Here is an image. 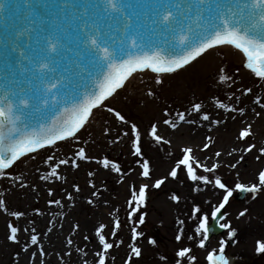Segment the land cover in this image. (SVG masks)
Returning a JSON list of instances; mask_svg holds the SVG:
<instances>
[{
	"label": "snow or ice",
	"instance_id": "6c2138e0",
	"mask_svg": "<svg viewBox=\"0 0 264 264\" xmlns=\"http://www.w3.org/2000/svg\"><path fill=\"white\" fill-rule=\"evenodd\" d=\"M25 3L29 9L26 24L12 33L4 44L5 63L12 70L15 90H5L0 95V180L12 181L13 188L17 184L22 189L28 188L26 182H21L25 180L24 175H15L14 170L19 167L18 162H25V158L35 162L40 157L39 162L45 168L37 179L45 182L46 203L60 208L65 207L64 197L58 190L63 185L57 182L68 180L62 166H68L67 170L71 171L79 170L82 163H95L102 170L118 174L117 182L122 183L125 172L121 164L107 154H90L86 147L89 140L82 139V130L94 117L95 110L104 109L112 115L114 122L128 126V130L108 139L107 144L114 145L128 137L130 154L140 169L139 176L146 182L138 187L135 183L130 185L126 221L121 220L119 208H116L108 213L110 224L98 220L83 235V241L91 242L94 248L92 260L86 258L90 253L84 247L76 248L80 254L79 264H114L117 259L114 251L122 248L123 264H140L144 259L140 241L146 238L141 228L147 216L143 209L150 196L149 189L160 190L166 187L169 179L179 180L181 174L192 182L195 191H200L201 184L213 185L222 190V198L219 204L213 205L210 216L202 213L199 207L193 208L188 217L196 221L193 234H188L185 220L177 218L179 227L174 236L177 250L172 261L174 264H201L199 249L206 253L204 264H230L226 247L238 239V229L227 220L226 206H230L235 193L250 194L252 200L264 194V143H257L253 132L256 119L264 120V96L246 84L233 89L236 79L224 74L225 69L221 67L217 76L220 82L231 81V95L226 97L231 103L213 95L210 103L221 110L223 114L220 115L205 110L201 102H190V108L185 107L183 111L165 107L161 118L150 120L147 127H142L106 102L115 98L118 90L124 89L137 73L154 74L153 83L162 88L171 74L179 73L204 55H211V50L225 46L241 54L243 67L255 78L253 83L264 88V0H136L127 5L133 9L128 12L117 0H53L51 3L44 0L35 4L25 0ZM3 8L4 4L0 3V11ZM155 37L163 40L164 47L155 44ZM69 53L73 58H69ZM73 66H83L84 70L75 72ZM85 70L91 85L85 80ZM77 75L80 79L74 82L73 77ZM146 94L155 97L157 92L148 87ZM246 102L247 107L244 106ZM229 121L235 125L234 143L227 149H217L216 140L210 133L226 127ZM33 122L39 125V130ZM183 125L206 128L205 142L200 150L215 149L212 156L206 158L215 159L210 166L195 154L194 146H183L179 153L171 150L173 139L161 133L164 130L176 133ZM110 131L106 127L102 134L108 137ZM145 138H150L148 143L155 145L157 152L160 146H167L164 150L173 161L170 170L155 179L151 158L145 152ZM61 147L66 149L63 158L57 156ZM225 156L234 161L227 163L234 171L232 183L217 174L225 163L221 159ZM249 156L261 167L252 181L241 182L237 169L248 166ZM35 170L41 173L42 168ZM98 174L94 170L86 172L90 178L86 184L92 189L86 202L93 207L109 204L107 199L100 200L102 187L106 191V186L98 187L91 179ZM37 188V184L31 185L33 192ZM71 188L75 193L83 192L78 183L73 182ZM64 196L72 207L76 206L72 191L65 189ZM170 199L179 203L181 197L173 192ZM33 211L39 216L44 215L39 207ZM247 212V208L240 211L236 219ZM0 215L6 217L4 240L12 246L14 264H21L24 258L27 264H37V261L46 264L44 258L48 252L42 237L53 231L55 216L66 214H53L49 221L52 227L38 234L33 226L35 221L28 219V211L13 210L5 191H0ZM125 223L130 226L127 240L120 236ZM213 224L227 230V234L219 240L218 248L209 250ZM81 228L78 221L71 224L67 248L56 252L60 257L58 264H68L64 257L72 256L68 249L74 243L72 237L80 234ZM147 242L153 247L157 245L155 239L148 238ZM255 251L264 254V237L257 239ZM160 262L169 264V257L160 254L156 264Z\"/></svg>",
	"mask_w": 264,
	"mask_h": 264
},
{
	"label": "rangeland",
	"instance_id": "374dc122",
	"mask_svg": "<svg viewBox=\"0 0 264 264\" xmlns=\"http://www.w3.org/2000/svg\"><path fill=\"white\" fill-rule=\"evenodd\" d=\"M239 54L240 53L234 49L228 52L222 51L217 53L218 57L223 59L225 62V65L223 66L225 69L224 74H230L237 81L236 84L232 85V88L234 89L240 85L246 84L247 86L256 89L258 95L264 96V88H258L257 84L253 83L255 78L250 74V70H247L243 67V58L241 54ZM210 56L211 55H207L206 57L199 59L188 69L182 71L179 74L170 75L166 79L162 88L159 85H155L153 83L154 74L148 72V75H139L137 78H135H139L138 82L140 81V84L138 85V88L135 90V92H133V88H131L130 85H126L123 91L119 92L115 98L106 103H110L111 106H115L117 109L121 110L122 114H124L131 122H135L142 127H147L149 121L156 118L157 114L154 109H163V107H170L172 104L176 103L177 105L189 104L185 101H190L192 98H195V95L197 94L196 90H198L197 86H202L201 77L209 68L207 67L206 60H209ZM215 73L217 74L218 72L215 71ZM135 79H133V81ZM230 83L231 81L228 83L220 82V90L213 95H215L217 98L223 99L224 102L227 101L228 103L229 100H227L226 97L231 95V89L229 88ZM134 85L136 84H132V87H134ZM148 87L154 88L157 92V95L155 97H148L147 100L142 99L144 93L147 92ZM180 87H185L184 95L176 91ZM213 95L209 96V103ZM209 106L214 108L211 103ZM105 119H107V123H105ZM229 123L232 122L229 121ZM260 126H264V123H260L259 127ZM99 127L102 128V131L106 127L110 128V138H115L118 133H122L123 130H128V126H121L118 121L114 122L112 115L107 113L104 109H98L95 110V115L90 119V123L84 130H82V139L89 140L94 133L93 131ZM253 129L256 131V133L253 131L255 141L264 137V130L261 131L259 128L255 129L254 127ZM228 133H230V131L226 130L225 127L219 128L217 132L213 131V133H210L211 135H214L217 149L221 147L227 149L232 145L233 136L227 135ZM172 134H166L165 136L172 138L174 141L173 147L171 149L173 153H179L180 149L186 145L195 146V154L202 161H205L207 157L212 156L213 151L215 150H200V146H202V144L205 142L203 140L205 132H203L195 140H190V132L180 135L179 137H174ZM148 140H150V138H145V152L147 157L151 158V163L153 165V179H155L166 174L167 171L170 170L173 161L169 159L167 152L164 150L167 146H160V151L157 152L155 150L156 146L150 145ZM71 146L72 145H69V147ZM65 151L66 149L61 147L57 152V156L59 158H63ZM89 152L90 154L97 156H102L104 154L109 155L110 158L121 164L122 171L125 172V176L124 181L119 183L117 182L118 174L102 170L100 169V166L96 165L95 163H82V166L79 170L73 169L71 171L67 170L68 166H62L64 168V174L68 176V180L66 182H57V184L63 185L58 190L63 197L65 189H67V191H72L77 201L76 206L72 207V213L70 212L71 214L69 213L68 215V222L71 226V224L78 221L82 226L81 233L84 234H87L92 225L98 220L110 224L111 217L108 215V213L110 211H114L116 208H119L118 214L121 220L126 221V201L130 196V185L135 183V185L138 187L140 183L146 182L139 176L140 169L138 165L134 163L135 158L130 154V143L128 137L123 138V140L117 144L108 145L107 137L104 136L102 139H100L99 144L91 148V151ZM39 160L40 157H38L37 161L35 162L25 158L24 163L18 162L19 167L15 168L13 174H26L24 175L26 181L29 184H32V181L34 180V183L38 185V188L36 192H33L31 188H23V190H28L29 192L24 198L22 197V200H27L26 203L28 204L19 208L15 206L12 207L13 210H15V208L21 210L26 209L29 214L28 219L35 221V227L37 228L38 233L43 231V226L45 228L47 219H49V217L54 214L55 210L54 205H47L46 203L48 197L45 182L39 181L37 179L38 175L43 174V169L45 168L44 165L40 164ZM28 165H30V167H28ZM248 165H250L252 169H258L261 167V164L255 162L252 156L248 157ZM36 167L42 168L41 173L36 172ZM89 170L99 172V174L96 176L97 185L100 187L102 185L106 186L107 189L104 191L102 187L103 192L101 194L100 200L103 201L107 199L109 201L108 205L100 204L99 207L89 206L86 202L87 195L84 193L85 189L82 188L83 192L78 194L75 193L71 188V184L73 182L80 185L81 183L85 182L88 178L86 176V172ZM217 174L221 176L222 180H226L229 183H232L235 180L234 171L227 168L225 165H222L217 170ZM240 180L241 182H245L242 175H240ZM181 181H183V183H181ZM1 183L12 186L10 180L7 179L0 180V185ZM194 187L195 186L192 185V182L188 181L186 177L181 174L179 180L172 181L169 179L166 182V187H162L160 190L151 188L149 189L150 196L146 206L143 209V211L147 213V216L146 223L142 225L141 228L145 232L146 238L140 241V246L143 249L144 255V259L140 262V264H156L160 254H164L169 257V264H174V261H172L171 258L174 256V253L177 250V244L174 241V236L176 235L177 228L179 227V225L176 223L177 218L184 219V227L188 230V234H193L192 229H194L196 221L188 218L193 208L199 207L202 213L209 214L210 216V213L213 210V205L219 204L222 198V190H218L213 185L201 184L200 191L197 192L194 190ZM173 192L181 197L179 203H176L170 199V196ZM6 195L9 194L6 193ZM236 195L237 193H235L234 198L231 199L230 206H226V210L228 213L227 220H230L233 227L238 229V239L233 241L232 246L226 247V253L232 264H264V254H259L255 251L257 239L264 237V194L258 197V199L261 197L263 200L259 206H255V200L250 198V194H247L244 200L241 202L235 200ZM36 207H39L44 212L43 216H39L33 211V209ZM245 208L248 209V212L244 217H241L239 220H237L236 217L238 213L243 211ZM93 211H97V213L91 214ZM5 218L6 217L4 216L3 224ZM40 219L42 220L40 221ZM84 234H82V237ZM226 234L227 232L221 236L212 238L210 240L211 243L209 250H211V248H218L219 240L226 237ZM120 236L126 240L130 236V226L128 223L124 224V227L120 232ZM148 238L157 240V245L155 247L149 245L147 242ZM81 242L83 245H87L89 243L83 241L82 238ZM186 243L190 245L192 242ZM197 253L201 264H204V257L206 256V253L199 249H197ZM114 255L117 257L114 264H123L124 249L122 248L115 250ZM64 259L67 261L70 258L65 256ZM4 261L7 262L6 259H4ZM160 264H163V262H160Z\"/></svg>",
	"mask_w": 264,
	"mask_h": 264
},
{
	"label": "bare ground",
	"instance_id": "6f19581e",
	"mask_svg": "<svg viewBox=\"0 0 264 264\" xmlns=\"http://www.w3.org/2000/svg\"><path fill=\"white\" fill-rule=\"evenodd\" d=\"M211 51H212V54H211L209 60H206L207 67H209V68L205 71V73L201 77L202 78L201 79L202 80V86H197L198 90H196L197 94L196 95L194 94L195 98H192L190 101H188V100L185 101V102H187L189 104H184V105L179 104V105H177V103H176V104H172L170 106V108H174L177 111H183L185 109V107L190 108V102H201V103H203L205 110H208L213 115L223 114L221 112V110L215 109V108H212V107L209 106L210 105V103H209V98L210 97L209 96L213 95L214 93H217L220 90L219 89L220 88V86H219L220 82L218 80V76L215 73V71L218 72L219 69L225 65L224 60L219 58L217 53H220L222 51H226V52L232 51V47L225 46L223 48H217V49H214V50H211ZM213 55H216L217 57L213 56ZM206 56L207 55H204L203 58L206 57ZM199 59H201V58H198V60ZM197 61L193 62L191 65H193ZM190 66H187L185 69L180 70L179 73H181L182 71H185ZM179 73H177V74H179ZM139 75L145 76V75H148V72L137 73V74L134 75L133 78H130L129 82L126 83V85H130L131 88H133L132 89L133 92H135V90L138 88V85L140 84V81L138 82L139 78L135 79ZM171 75H176V74H171ZM133 79H135V80L133 81ZM132 84H136V85H134V87H132ZM184 90H185V87H180L176 91L178 93L180 92V94L184 95ZM118 91L121 92V91H123V89L122 90H118ZM148 97L149 96L145 92L143 97H142V99H146L147 100ZM242 99H245V98L242 97ZM225 103H227V101ZM228 103H231V101H228ZM244 106H246V107L248 106L247 102L245 103ZM164 108L165 107H163V109ZM163 109L162 108L161 109H157V108L154 109L156 114H157L156 118H161ZM202 123L206 124L207 122H202ZM260 123H264V120L257 118L256 121L253 123V127L255 129L259 128V130L263 131L264 130V126H260L259 127ZM231 128H232V130H231ZM225 129L230 131V133H228L227 135L233 136L232 137V144H233L234 143V134H235V125L234 124L232 125V123L228 122L227 126L225 127ZM253 131H254V129H253ZM93 132L94 133L92 134V137L89 139V145L86 146L89 151H91V148H93L95 145H98L99 142H100V139H102L104 137V135L102 134L103 131H102L101 127H99L98 129H95ZM187 132L191 133L190 140H195L203 132H206V128L196 129L195 126L183 125V127L178 132L173 133V134L170 133V131H167V130L162 131V133L164 135L172 134L174 137H176V136L179 137L180 135H183V134H185ZM214 132H217V130H214ZM254 132L256 133V131H254ZM213 137H214V135H213ZM109 138H110V135L107 137V140ZM102 141H101V143H102ZM256 142L257 143H264V137L261 138V139H258ZM195 149H196V147H195ZM221 159L225 161V163L222 164V165H225L226 167H227V163L228 162H234L232 160V158H229V157H226V156L222 157ZM206 162L210 166L213 162H215V159L206 160ZM28 167H30V165H28ZM256 169L257 168H253L252 169L250 167V165H248L246 168H239L237 170L240 172V175H242L243 180H245V182L247 183V182H250V181L253 180V177H254V174L256 172ZM24 175H26V174H24ZM87 179H90V178H87ZM91 179H94L96 184H97L96 177L91 178ZM98 180H99V176H98ZM22 182H26L29 185L28 188H31V185L34 183V180L32 181V184H29L26 181V178ZM10 183H12V181H10ZM0 186H1V190L0 191H5V194L6 193L9 194V195H6V196L8 197V200L10 201V207L11 208L14 207V206L17 207V208L24 207L26 204H28V203H26L27 200H25V199L22 200V197L24 198L29 193L28 190H23L22 188L19 187L18 184L16 185L15 188H13L12 186H8L5 183H1ZM81 186H82V188L85 189L84 193L88 197L90 195V192L92 191V189H90V187L86 184V181L81 183ZM97 186L100 187L99 185H97ZM24 189H27V188H24ZM102 192H103V190H102ZM261 202H263L262 198L261 197H260V199L257 198L255 200V202H254L255 206H259V204H261ZM62 203L65 204L64 208H60V207L54 205V207H55L54 214L63 212V213L66 214V215H64L65 217L64 216H55V227L53 228V231L51 233H49L47 236H43L42 237V244H43L44 248L48 252V255L44 258L45 261H46V264H58L60 257L58 255H56V252L58 250H60V249L67 248L66 238L71 236V233L69 231L70 225H69V222H68V219H69L68 215H69V213L72 210L71 202L67 201L66 196H64V200L62 201ZM96 213H97V211H93L91 214H96ZM3 218H4V216L0 215V264H14V261L12 259V257H13L12 246H10L8 244V242H6L4 240L5 227H4V224H3ZM7 218L10 219L11 217H7ZM52 219H53V215H51L49 217V219H47V222L45 221L46 222L45 228L43 226V231L39 232L38 234L46 232L47 231V227H52V225L49 224V221L52 220ZM41 220L42 219H40V221ZM61 224H63V227H61ZM33 226L35 227V223H34ZM82 234H84V233L80 232V234L72 237L73 240H74V243L71 246L72 248L68 249L69 251L72 252V256L69 257L70 259L67 260L68 264H79L80 254L75 251L77 247H84L85 251H89L90 254L86 258L89 259V260H92L91 250L94 248V245L91 242H89L87 244V246L85 247V245H83V243L81 242ZM4 259H6L7 262H5ZM21 264H27V259L26 258L22 259ZM37 264H38V261H37Z\"/></svg>",
	"mask_w": 264,
	"mask_h": 264
},
{
	"label": "water",
	"instance_id": "95a60500",
	"mask_svg": "<svg viewBox=\"0 0 264 264\" xmlns=\"http://www.w3.org/2000/svg\"><path fill=\"white\" fill-rule=\"evenodd\" d=\"M44 0H32V3H43ZM47 2H53V0H47ZM63 2V0H61ZM118 4L125 5V12L133 11L131 7L127 5L129 3H136V0H117ZM221 2H227V0H221ZM0 3L4 4V8L0 11V62L4 60V44L5 41L12 33L17 29L23 27L26 24V16L28 14V5L25 0H0ZM138 10V9H137ZM155 44L163 43V40L159 37L154 38ZM159 42V43H156ZM244 194H240L238 197L241 200ZM213 231L210 232L211 235H218L222 232L214 224L212 225Z\"/></svg>",
	"mask_w": 264,
	"mask_h": 264
}]
</instances>
